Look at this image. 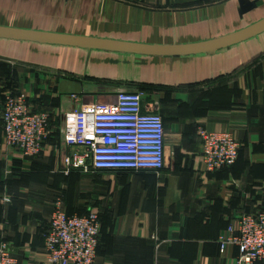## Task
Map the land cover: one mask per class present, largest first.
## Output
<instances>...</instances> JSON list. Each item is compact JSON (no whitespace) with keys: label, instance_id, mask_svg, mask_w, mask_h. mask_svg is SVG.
<instances>
[{"label":"crops","instance_id":"1","mask_svg":"<svg viewBox=\"0 0 264 264\" xmlns=\"http://www.w3.org/2000/svg\"><path fill=\"white\" fill-rule=\"evenodd\" d=\"M118 91L161 114L163 168L66 171L82 148L64 143L65 114ZM19 94L49 113L36 157L4 139L3 103ZM201 129L239 141L231 167L204 169ZM57 203L98 214L93 264H236L220 236L264 211V0H0V242L18 264H56Z\"/></svg>","mask_w":264,"mask_h":264},{"label":"built area","instance_id":"2","mask_svg":"<svg viewBox=\"0 0 264 264\" xmlns=\"http://www.w3.org/2000/svg\"><path fill=\"white\" fill-rule=\"evenodd\" d=\"M77 95H73L76 98ZM1 121L6 143L22 157H36L48 134L49 113L32 111L25 95H9ZM206 171L231 167L240 143L228 132L198 131ZM63 141L82 150L64 158L66 171L152 170L164 166L161 114L145 110L139 91H118L114 101L81 104L65 114ZM45 235L48 259L56 264H93L101 233L98 214L67 215L57 203ZM221 250L233 244L236 264L264 263V211L242 214L220 236ZM0 264H18L10 245L0 242Z\"/></svg>","mask_w":264,"mask_h":264},{"label":"rangeland","instance_id":"3","mask_svg":"<svg viewBox=\"0 0 264 264\" xmlns=\"http://www.w3.org/2000/svg\"><path fill=\"white\" fill-rule=\"evenodd\" d=\"M95 84H98L96 81H95ZM121 86V87H120ZM122 86H124V85H118V88L117 89H122V88H124V87H122ZM98 87V86H97ZM137 87V86H136ZM138 89V88H137ZM140 92V91H139ZM143 92V91H142ZM141 92V93H142ZM142 95H143V93H142Z\"/></svg>","mask_w":264,"mask_h":264},{"label":"water","instance_id":"4","mask_svg":"<svg viewBox=\"0 0 264 264\" xmlns=\"http://www.w3.org/2000/svg\"><path fill=\"white\" fill-rule=\"evenodd\" d=\"M256 29H258V28H256Z\"/></svg>","mask_w":264,"mask_h":264}]
</instances>
